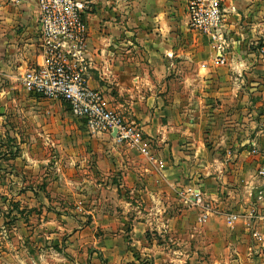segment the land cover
<instances>
[{
	"label": "crops",
	"instance_id": "obj_1",
	"mask_svg": "<svg viewBox=\"0 0 264 264\" xmlns=\"http://www.w3.org/2000/svg\"><path fill=\"white\" fill-rule=\"evenodd\" d=\"M85 1L87 83L137 125L152 159L110 132H80L64 100L23 88L18 75L43 62L37 2L0 0V140L14 142L0 167L42 162L36 140L62 153L70 136L64 181L34 196L58 195L78 244L105 264H264V225L247 216L264 206V0H222L216 40L189 28L188 0Z\"/></svg>",
	"mask_w": 264,
	"mask_h": 264
},
{
	"label": "built area",
	"instance_id": "obj_2",
	"mask_svg": "<svg viewBox=\"0 0 264 264\" xmlns=\"http://www.w3.org/2000/svg\"><path fill=\"white\" fill-rule=\"evenodd\" d=\"M16 2L17 0H7ZM37 30L43 62L30 67L18 75V81L30 94L44 98L62 99L70 113L84 120L89 132L107 131L119 142L138 150L152 159L149 142L145 141L139 128L127 121L117 111L109 109L101 93L90 87L86 80L88 67L86 54L87 28L85 13L88 9L85 0H36ZM1 5V2H0ZM224 8L222 0H188L187 24L189 28L219 39ZM217 47L220 46L217 44ZM264 54V44L259 47ZM222 61V59H220ZM251 143V152L258 150ZM257 174L264 178V152ZM202 207L199 219L206 216L207 210L199 195L191 199ZM250 221L264 225V206L252 208L247 214ZM237 214H229L230 221Z\"/></svg>",
	"mask_w": 264,
	"mask_h": 264
},
{
	"label": "rangeland",
	"instance_id": "obj_3",
	"mask_svg": "<svg viewBox=\"0 0 264 264\" xmlns=\"http://www.w3.org/2000/svg\"><path fill=\"white\" fill-rule=\"evenodd\" d=\"M65 111L71 115L68 105ZM78 121L80 122L78 130L88 131L84 127V120L79 118ZM69 128L65 129L69 130ZM0 141V146L5 145L8 149L14 145L10 137ZM71 142V137L67 138V135L60 140L63 146L61 153L50 141L38 139L35 143L37 148L33 149L38 155L42 154L44 159L42 162L28 163L30 169L24 167V165L28 166L27 162L24 165L20 164V167L12 166L10 169L7 166L0 167L3 168V171H0V180L9 179L10 182L14 180L17 185V188H12L11 192L4 190L5 193L0 190V264L104 263L99 260L97 254L93 255L94 259L91 258L89 245L83 248L84 243L78 244L81 238L77 237L75 231L80 230L77 227L80 223L75 225V220L61 214V208L64 205L58 195L51 197L50 203L41 202L38 197L34 196L36 191L34 192L33 187L44 188L50 181L61 182L63 180L59 178L61 170L57 167L71 166L67 162L69 155L67 149L71 147ZM82 147L80 142V148ZM17 150L18 148L14 152L16 153ZM2 152L4 151L0 150V155ZM4 164L7 163L4 162ZM10 171L14 173L13 176ZM85 222L88 223L89 220L85 219L83 224ZM120 264L130 263L125 261Z\"/></svg>",
	"mask_w": 264,
	"mask_h": 264
},
{
	"label": "water",
	"instance_id": "obj_4",
	"mask_svg": "<svg viewBox=\"0 0 264 264\" xmlns=\"http://www.w3.org/2000/svg\"><path fill=\"white\" fill-rule=\"evenodd\" d=\"M115 133V130L113 131V134Z\"/></svg>",
	"mask_w": 264,
	"mask_h": 264
}]
</instances>
